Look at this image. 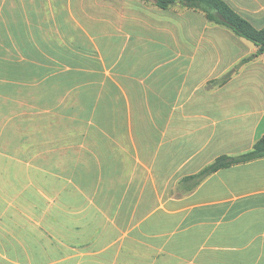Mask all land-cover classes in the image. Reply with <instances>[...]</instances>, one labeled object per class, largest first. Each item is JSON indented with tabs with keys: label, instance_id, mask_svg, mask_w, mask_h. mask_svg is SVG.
Masks as SVG:
<instances>
[{
	"label": "crops",
	"instance_id": "1",
	"mask_svg": "<svg viewBox=\"0 0 264 264\" xmlns=\"http://www.w3.org/2000/svg\"><path fill=\"white\" fill-rule=\"evenodd\" d=\"M255 28L264 0H224ZM156 0H0V264H264V54Z\"/></svg>",
	"mask_w": 264,
	"mask_h": 264
},
{
	"label": "trees",
	"instance_id": "2",
	"mask_svg": "<svg viewBox=\"0 0 264 264\" xmlns=\"http://www.w3.org/2000/svg\"><path fill=\"white\" fill-rule=\"evenodd\" d=\"M177 1L188 7L200 9L206 18L229 28L234 34L245 38L257 46L253 56L264 54V27L255 28L247 19L234 11L224 0H156L160 8H167ZM264 157V135L248 151L236 156L221 155L199 173L207 175L229 165L243 163Z\"/></svg>",
	"mask_w": 264,
	"mask_h": 264
}]
</instances>
